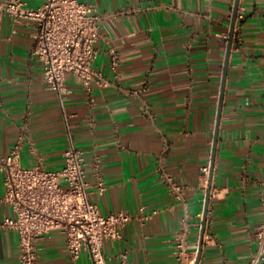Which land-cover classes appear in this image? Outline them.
Here are the masks:
<instances>
[{
    "label": "crops",
    "instance_id": "crops-1",
    "mask_svg": "<svg viewBox=\"0 0 264 264\" xmlns=\"http://www.w3.org/2000/svg\"><path fill=\"white\" fill-rule=\"evenodd\" d=\"M21 1L31 9L45 2ZM83 1L104 15L94 67L114 84L94 85L88 95L81 79L67 74L65 110L86 158L91 202L102 214L126 211L134 217L121 240L104 243L108 264H120L123 252L131 264H178L174 240L186 214L191 248L199 251L209 189L210 237L201 261L247 264L258 250L264 192V0H240L246 17L233 39L212 176L204 169L212 163L236 0ZM33 33L28 21L0 19V157L24 137V167L60 171L67 148L63 112L32 56ZM111 47L120 55L117 82L106 53ZM142 86L147 91L140 97L128 92ZM95 158L107 185L102 194L95 188ZM162 170L184 186V200L170 193ZM4 194L0 172V199ZM142 210L151 216L145 223ZM15 217L0 204V264H21L19 235L3 226ZM37 247L41 264H92L85 253L73 261L58 231Z\"/></svg>",
    "mask_w": 264,
    "mask_h": 264
},
{
    "label": "built area",
    "instance_id": "built-area-1",
    "mask_svg": "<svg viewBox=\"0 0 264 264\" xmlns=\"http://www.w3.org/2000/svg\"><path fill=\"white\" fill-rule=\"evenodd\" d=\"M4 16L15 22L28 21L34 25L32 56L42 64L43 80L48 90L58 96L67 148L60 171H49L41 164L24 167L21 164L24 137L18 138L7 156L0 157V172L4 175L5 186L0 204L9 205L16 215L14 219L5 220L3 226L19 235L21 264H41L37 242L54 231L64 235L73 261L85 253L92 264H108L104 243L121 240L123 230L134 217L126 211L102 214L99 207L91 202L86 158L76 144L71 116L65 110L66 100L71 94L66 83L67 74L80 78L88 95H91L94 85L106 88L114 84L94 67L99 55L95 44L101 37L104 15L83 0H45L36 9L28 8L21 0H7L0 3V19ZM245 17V8L240 6L235 31ZM106 53L113 79L117 82L121 77L120 55L114 47ZM146 91L147 87L142 86L128 92L140 97ZM90 101H93L92 98ZM92 168L97 179L95 188L102 194L107 185L99 158L94 159ZM210 169L211 166L204 171L208 174ZM162 172L170 193L175 199L184 200V186L165 171ZM262 186L264 188V182ZM261 216L255 233L258 250L247 264L264 263V192L261 196ZM150 218L142 210L139 220L145 223ZM203 222L204 213L199 224L200 235ZM182 225V230L175 236L174 256L178 264H196L198 246L195 250L191 248L188 214L183 218ZM209 237L205 228L203 242ZM119 259L120 264H131L127 252L121 253ZM198 264L204 263L200 260Z\"/></svg>",
    "mask_w": 264,
    "mask_h": 264
},
{
    "label": "water",
    "instance_id": "water-1",
    "mask_svg": "<svg viewBox=\"0 0 264 264\" xmlns=\"http://www.w3.org/2000/svg\"><path fill=\"white\" fill-rule=\"evenodd\" d=\"M239 7H240V0H236L235 6H234V11H233L231 29H230V38L228 41V50H227V54H226V62H225V69H224V75H223V84H222L219 112H218V118H217V124H216V133H215V139H214L212 163H211V170H210L211 176H212V172L214 169V162L216 159V150H217V143H218V131H219L220 119H221V113H222V104H223V99H224L225 82H226V77H227V73H228V64H229L233 39H234V35H235V28H236V24H237V15H238ZM209 201H210V189L207 191L206 204H205V209H204V222H203V228H202L201 235H200V246H199L196 264H198L201 260L202 245H203L204 233H205V228H206V221H207V216H208Z\"/></svg>",
    "mask_w": 264,
    "mask_h": 264
}]
</instances>
